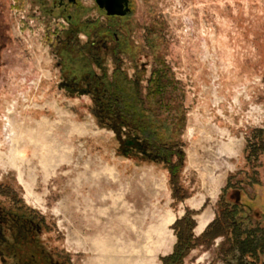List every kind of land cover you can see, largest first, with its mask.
<instances>
[{"label": "rangeland", "instance_id": "rangeland-1", "mask_svg": "<svg viewBox=\"0 0 264 264\" xmlns=\"http://www.w3.org/2000/svg\"><path fill=\"white\" fill-rule=\"evenodd\" d=\"M40 1L0 0V236L21 230L10 210L36 219L55 263L126 264L139 250L138 264H170L186 215L181 264H264L226 256L222 230L240 198L260 216L244 220L236 201V228L251 234L233 247L264 251V0H130L117 17L82 0L79 38ZM86 72L117 79L125 118L154 121L151 135L181 151L174 186L167 166L121 143L91 92L60 88ZM211 223L221 233L202 237Z\"/></svg>", "mask_w": 264, "mask_h": 264}, {"label": "trees", "instance_id": "trees-1", "mask_svg": "<svg viewBox=\"0 0 264 264\" xmlns=\"http://www.w3.org/2000/svg\"><path fill=\"white\" fill-rule=\"evenodd\" d=\"M91 48L92 49H90L91 51L89 52L88 59H92L93 62L96 63L98 61V58L95 54L97 48ZM92 50L94 51L93 53ZM82 75H89V79L91 81L90 92L93 96L94 103L97 105L96 113L102 115L104 120H108L109 126L115 131L116 137L121 139V143L124 144V146L133 147L146 156L151 157L153 160H156V162L160 161L165 166H167L171 177V186H174V179L177 177L176 175L180 171L182 158L181 151L175 150L173 143H165L164 140L161 141L151 135L153 132L152 122L154 121L149 120L146 121L147 123L145 124V122L139 123L133 119H128V117L125 118V115L119 108V105H126V101L122 96H119V92L116 87L117 79H115L113 82H108L104 75H100L95 72H86ZM109 88H113L114 90L112 91ZM123 128L124 131H122ZM256 139L258 142L256 145L260 146L262 144L260 142H262L263 138L261 139L259 137ZM253 146V144L248 146V151H246L247 156H249V151L253 148ZM176 157L178 159L173 162L174 158ZM234 202L235 203H233V207H231L228 210V213L225 214L226 226H224V229L222 230L223 232L227 233V236L231 242L236 243L240 233L245 232L248 237L251 234V230L244 231V228H242L241 231L237 230L236 226L239 225V222L235 218L234 210L238 207V205L236 204V201ZM17 214L21 217L22 221H28L29 224L32 225L33 229L28 233L27 237L22 239L18 245L12 247L13 250L10 251L16 257V264H20V262L21 264H58L52 261L49 255H45L43 251H38L39 247L37 241L35 240L37 225L36 219L33 216L25 217L24 214ZM193 224V221L190 220L186 215H183L182 218L175 221V227L177 229V241L174 244L175 248L172 254L165 257L166 260H171L170 264H181L183 256L192 246L191 243L193 240L191 232ZM230 226H232V229H230ZM214 227H216L214 224L209 225L203 232L202 237H211L215 233H221V231L219 230V232L217 229L220 228L219 225L217 228ZM228 230L230 232H228ZM10 252H8L7 255L10 254Z\"/></svg>", "mask_w": 264, "mask_h": 264}, {"label": "flooded vegetation", "instance_id": "flooded-vegetation-1", "mask_svg": "<svg viewBox=\"0 0 264 264\" xmlns=\"http://www.w3.org/2000/svg\"><path fill=\"white\" fill-rule=\"evenodd\" d=\"M46 0H41V8L43 9V11L46 13V15L49 16H55L57 19L61 18V19H65L67 21L68 27L66 29V32H68V34L70 35V37L72 36L73 38H79V34H81L82 32V28L80 26V23H76L75 19H77V17H80L81 15V11L83 8L82 5V0H52V2H45ZM94 3L96 5V8L100 11V12H104L106 17H117V16H123V15H116V14H107L106 10L102 7H100L96 1L94 0ZM128 8L130 11V0H128ZM128 13V11L124 14L126 15ZM84 35H88V33H86L84 31L83 33ZM115 37V41H117V38L114 34ZM102 39H107V35L106 36H102L98 38V40L96 41V39L94 41H88L90 42V45L93 46L94 48H98V46L100 45V40ZM90 79H89V75H72V76H62L61 80H60V88H64L68 91L71 92H76L79 91L81 92H90V87H91V83H90ZM234 191L240 192V194H242L241 192L243 191V189L241 188H234L232 189ZM238 203L242 204V207L244 209V219L249 221L250 219H255V220H259L258 217L256 218L258 214V212H254L253 207L251 204H249L246 201H241L240 198L236 200ZM3 213V215L5 216L6 220H10L15 222L19 227H20V231L18 232L16 238H14L11 242L8 241V239L4 236H0V255L5 256L7 255L8 252L12 251L15 245H18L20 243V241L22 239H24L25 237H27L28 233L33 229L32 225L29 224L28 221H22L21 217L16 213V212H12L10 210H7V212H5V210L1 211ZM260 216V215H259ZM0 226H2V222H0ZM228 242H229V238H227ZM239 249V248H238ZM235 249V247H233L232 242H229V247L226 248L225 250V254L226 256L228 255L227 253L230 254V252H237L238 256H239V261L240 262H246L245 259L243 257H247L249 258L252 262H256L257 261V256H259L260 254H264V251L261 250H257L256 252H252L249 251L248 254L246 255V252H243L242 250H238ZM246 255V256H245ZM230 262V259L229 261Z\"/></svg>", "mask_w": 264, "mask_h": 264}, {"label": "water", "instance_id": "water-1", "mask_svg": "<svg viewBox=\"0 0 264 264\" xmlns=\"http://www.w3.org/2000/svg\"><path fill=\"white\" fill-rule=\"evenodd\" d=\"M96 3L106 10L107 14L123 15L128 8V0H95Z\"/></svg>", "mask_w": 264, "mask_h": 264}, {"label": "bare ground", "instance_id": "bare-ground-1", "mask_svg": "<svg viewBox=\"0 0 264 264\" xmlns=\"http://www.w3.org/2000/svg\"><path fill=\"white\" fill-rule=\"evenodd\" d=\"M204 224H205V221H204V220H201V221H200V226L202 227ZM133 249H135V248H133ZM119 251H120V250H119ZM138 252H139V254H141L139 250H138ZM139 254H138V255H139ZM138 255H136V257L133 256L129 262L126 261V264H138V263H137V258H139ZM137 256H138V257H137ZM121 257H122V255H121ZM122 258H123V257H122ZM125 260H127V258H125ZM125 260H124V261H125Z\"/></svg>", "mask_w": 264, "mask_h": 264}]
</instances>
